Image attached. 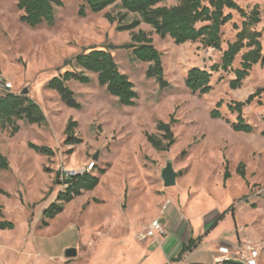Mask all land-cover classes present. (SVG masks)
<instances>
[{
    "label": "rangeland",
    "instance_id": "rangeland-1",
    "mask_svg": "<svg viewBox=\"0 0 264 264\" xmlns=\"http://www.w3.org/2000/svg\"><path fill=\"white\" fill-rule=\"evenodd\" d=\"M60 1L63 5L56 7L53 25L32 27L21 21L19 0H0V78L12 85V93L27 89L46 117L41 126L16 120L17 134L11 127H0V155L10 162V170L0 172V188L11 195L0 194V222L15 225L0 229V264H179L178 254L171 263L160 254H148L156 240L143 238L153 220L163 212L169 220L177 209L190 220L196 239H204L186 256L185 264L213 263L223 242L233 246L232 253L247 250L250 243L260 250L258 264H264V105L255 101L243 109L252 133L232 129L238 114L228 108L264 86V63L254 65L240 89H232L234 70L240 68L245 49L231 71L213 73L209 94H193L185 83L188 71H210L221 63L223 52L200 42L177 45L142 23L135 32L145 31L163 55L170 86L161 89L147 77L149 63L137 60L131 49L115 48L131 42V32L118 27L140 19L138 15L117 5L98 14L88 10L83 17L84 0ZM178 1L165 0L161 6L172 7ZM235 1L248 12L260 7L262 21L255 31L261 33L264 49V0ZM107 13L115 22L106 18ZM226 13L234 19L223 27V51L237 39L233 24L241 27L244 22L238 12L226 9ZM122 15H126L123 22ZM92 48L111 51L135 86L134 106L120 105L91 72H86L87 84L67 83L82 106L79 110L68 107L58 92L47 87L67 71H80L65 62ZM220 102L223 119L214 120L210 114ZM172 117L176 143L169 152H159L147 136L162 137L157 126ZM70 120L78 123L75 136L82 141L74 147L66 144ZM30 144L49 147L55 154L38 153ZM169 162L182 173L172 188H166L162 179ZM91 164L95 167L89 174L99 176V186L65 204L64 212L43 227L44 211L65 189L55 184L58 172L79 171ZM241 165L245 178L238 172ZM226 170L230 178L225 181ZM223 212L224 221L207 234L205 230ZM67 249H75L77 256L67 258Z\"/></svg>",
    "mask_w": 264,
    "mask_h": 264
},
{
    "label": "trees",
    "instance_id": "trees-1",
    "mask_svg": "<svg viewBox=\"0 0 264 264\" xmlns=\"http://www.w3.org/2000/svg\"><path fill=\"white\" fill-rule=\"evenodd\" d=\"M165 0H84V4L80 9V15L85 17L87 11L93 13L105 12L112 6L119 5L127 13L136 14L140 19H135L129 24H120L119 31L131 32V42L120 47L122 49H131L135 58L141 62L149 63L147 77L155 79L161 89L170 86L165 79V69L163 65V55L154 46L151 36L145 31L135 32L142 23L150 25L155 33L165 39L171 37L177 45L186 43H202L207 49L222 51V59L220 64L212 66L211 70L192 68L188 71L185 79L186 87L193 94L206 95L213 90L212 79L215 72H229L232 70L237 56L245 49L248 51L243 54L240 68L234 70L235 79L231 81L232 89H240L243 82L249 77L254 65L264 63V49L261 43V33L255 31L261 21L260 7L256 5L251 11H246L235 0H210L205 4L202 0H179L178 4L172 7L161 6ZM60 0H19L18 9L23 11L21 21L32 27L42 25L44 23L53 25L55 23V9L62 6ZM226 9L236 11L244 19L242 26L233 24L235 30L238 31L235 42L230 43L228 48L223 51V27L228 23H232L234 17L232 13H226ZM106 18L111 22H115V17L110 13L106 14ZM126 15H122L120 20L123 22ZM65 64L70 67L80 69V71H67L65 74L52 79L48 83V88L58 92L62 101L70 108L81 109L82 106L75 99L74 92L67 86L70 81H78L80 83H89L90 77L86 72L98 75L99 84L106 87L110 95L118 98L122 106H134L137 98L134 84L130 81L126 74L120 71V68L109 50L92 48L84 52L74 60L66 61ZM264 96V86L257 89L255 93L250 95L245 102H234L228 106L232 113H237V122L232 124V129L237 133H252L253 128L243 117V109L246 105H250L257 101L258 104L264 105L262 97ZM223 103L217 104L210 116L214 120L223 119L220 111ZM16 120L26 121L31 125H43L46 123V117L40 106L30 97L21 94L12 93L11 90L0 91V127L2 129L12 128V133L17 134L20 127L16 124ZM264 120V115H263ZM176 123L174 117L169 123L160 122L157 126L162 132V137L157 135H148V142L154 149L159 152H169L176 143L173 132V125ZM78 123L70 120L66 129L67 140L69 146H77L82 141L75 136V129ZM29 147L41 154L54 156L55 152L49 147H41L30 144ZM71 153V152H70ZM10 170L9 160L0 155V172ZM241 177L245 178V167L241 165L238 169ZM105 170L100 171V175H104ZM179 175H182L180 173ZM230 178V173L226 170L224 180ZM55 184L63 185L65 189L59 193L57 202L53 203L44 211L42 226L48 227L49 220L55 219L64 212V205L72 202L80 197L84 192L95 190L100 184L99 176L89 173L77 176H68L62 179L61 171L58 172ZM0 194L11 197V195L0 188ZM3 208L0 206V216ZM227 213H223L217 221L206 231L209 234L213 231L220 221H222ZM15 225L9 221H1L0 229H14ZM203 240L190 239L184 244L176 262L182 261L183 257L196 248L197 244ZM224 264H241L234 261H225Z\"/></svg>",
    "mask_w": 264,
    "mask_h": 264
},
{
    "label": "crops",
    "instance_id": "crops-1",
    "mask_svg": "<svg viewBox=\"0 0 264 264\" xmlns=\"http://www.w3.org/2000/svg\"><path fill=\"white\" fill-rule=\"evenodd\" d=\"M223 179H224V176H223ZM164 214L165 213L163 212V214H161L157 218H161L162 223H163V225H164V227L166 229L167 234H166V236H156V237H154L155 240H156L155 243L157 244V246L154 249H147L146 252L148 254L151 253V256L154 255V254H160L161 256H163L166 259V261L168 260V262L171 263L170 260L173 259L176 256V254H178V256H179V254H180V252L182 250L183 245L184 244H187L190 239H196V237L194 236V231L192 230V225L190 223V220L187 219L186 217L182 216L178 212V209L173 214H171L169 220H166V218L164 217ZM222 214H219L218 213V216H217L216 221L218 220V218ZM222 221H224V219ZM222 221H220L218 223V226H219V224ZM185 222L187 224L186 226H185ZM188 225L191 226L190 229L187 227ZM209 228H207L205 230V232ZM181 231H182V233H184L183 237H181V235L179 236V233L181 234ZM154 238H145V239L146 240L147 239L153 240ZM203 240L197 244L196 248H194L191 252H188L183 257L182 261H180L179 264H185V258H186V256H188L189 254H191L192 252H194V250H196L199 247V245L203 242ZM224 244H226V243L223 242L221 245H224ZM216 251L218 252V249ZM194 264H197V263H194ZM209 264H224V263L223 262H220L219 259L215 257L214 258V262L213 263H209Z\"/></svg>",
    "mask_w": 264,
    "mask_h": 264
},
{
    "label": "built area",
    "instance_id": "built-area-1",
    "mask_svg": "<svg viewBox=\"0 0 264 264\" xmlns=\"http://www.w3.org/2000/svg\"><path fill=\"white\" fill-rule=\"evenodd\" d=\"M12 85L7 83L4 79L0 78V91L1 90H11ZM95 164H91L88 166V168H84L83 170L79 171H61L62 173V179L68 176H77V175H83L85 173H90L94 169ZM170 205V203H167L164 211L166 208ZM167 232L166 229L162 223L161 218H157L153 220L149 226V229L147 233L144 235L145 238H154L156 236H166ZM233 246L232 245H220L218 248L219 253V261L225 262V261H234L241 264H258V259L260 257V250L252 247L250 243H248L247 250H243L237 253H232Z\"/></svg>",
    "mask_w": 264,
    "mask_h": 264
},
{
    "label": "water",
    "instance_id": "water-1",
    "mask_svg": "<svg viewBox=\"0 0 264 264\" xmlns=\"http://www.w3.org/2000/svg\"><path fill=\"white\" fill-rule=\"evenodd\" d=\"M28 93L29 91L25 89L21 92V95L27 96ZM178 178H179V173L175 171L173 164L169 162L166 168H164V170L162 171V179L164 182V186L166 188H172L176 186ZM65 255L67 258H74L76 257L77 252L75 249H67Z\"/></svg>",
    "mask_w": 264,
    "mask_h": 264
}]
</instances>
